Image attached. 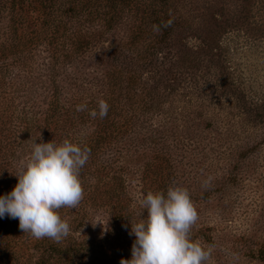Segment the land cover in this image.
<instances>
[{
	"label": "rangeland",
	"instance_id": "obj_1",
	"mask_svg": "<svg viewBox=\"0 0 264 264\" xmlns=\"http://www.w3.org/2000/svg\"><path fill=\"white\" fill-rule=\"evenodd\" d=\"M39 1L0 0V195L34 140H93L84 197L59 210L71 264L129 259L141 197L170 186L190 193L207 264H264V0H54L55 29ZM18 223L0 218V264H36Z\"/></svg>",
	"mask_w": 264,
	"mask_h": 264
},
{
	"label": "clouds",
	"instance_id": "obj_2",
	"mask_svg": "<svg viewBox=\"0 0 264 264\" xmlns=\"http://www.w3.org/2000/svg\"><path fill=\"white\" fill-rule=\"evenodd\" d=\"M153 29L159 32L160 26L153 25ZM85 108L80 104L76 111ZM108 111L109 104L101 99L89 115L103 119ZM89 157L90 149L80 142L34 140L29 158L15 174L17 183L10 192L0 195V218L7 215L18 219L24 233L59 243L71 231L59 210L75 209L82 201L80 172ZM139 202L142 210L147 209V216L130 222V235L135 236V241L131 257L120 264H207L211 247L205 248L190 237L198 212L187 188L170 186L166 192L150 191ZM103 225L106 233L108 223Z\"/></svg>",
	"mask_w": 264,
	"mask_h": 264
},
{
	"label": "trees",
	"instance_id": "obj_3",
	"mask_svg": "<svg viewBox=\"0 0 264 264\" xmlns=\"http://www.w3.org/2000/svg\"><path fill=\"white\" fill-rule=\"evenodd\" d=\"M53 2H54V0H40L39 1L38 11L40 13L46 12L47 8H49V10L51 11L50 12V16L46 20V23H48L49 19H54L53 15H52V4H53ZM51 22H52V24H54L53 25L54 29L61 24V21H59V20H55V22L58 23V24H55L54 20H52ZM51 22H49L48 24H50ZM157 22H158V26H160L159 33L163 34V33L167 32L166 30L168 29V24H167L166 19L163 17L162 19H159ZM165 25H167V26H165ZM111 124H112L111 119L110 118L108 119L107 116H105L101 120V125H100L101 128L96 133L97 137L99 136V139L104 138L106 136V134L110 131ZM84 141L81 144V146L82 147L86 146V147H88L90 149V157H89L88 162L81 169L80 177H81L82 172L84 171V169L89 164V161L91 159V155H92L93 151H95V146H97V144H95L93 142V140H90V142H88V141L84 142ZM85 174H86V172H85ZM104 181L105 180H103L102 177H99V179L97 181L99 183V185L96 184L94 186L107 187L105 185ZM114 191H115V189H113L112 186L106 189V192H105L104 195L106 196V198H107L106 200L107 201L118 199V197H116L117 196L116 195L117 192H114ZM14 228H16V229L20 230L21 232H23L19 228V223L17 225H14ZM3 231H4L5 235H7L9 237V240H10V238H12V236H11L12 234L10 232H5L6 231V226H4ZM24 234H25V236L28 235V233H24ZM66 238H63L59 243L54 242L53 240H51L50 238H47V237L41 238V239H37L36 245L38 246L39 255L37 257L36 264H71L72 258L74 257V255L72 256V252L73 251L76 252L75 246L78 245V244L68 243L66 246H63L62 243H65V239ZM78 252H79V249H78Z\"/></svg>",
	"mask_w": 264,
	"mask_h": 264
}]
</instances>
